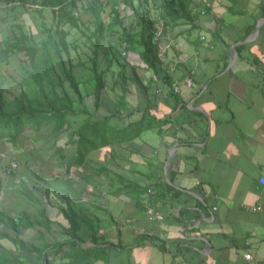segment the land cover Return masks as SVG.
Segmentation results:
<instances>
[{
    "label": "crops",
    "instance_id": "0c3cea01",
    "mask_svg": "<svg viewBox=\"0 0 264 264\" xmlns=\"http://www.w3.org/2000/svg\"><path fill=\"white\" fill-rule=\"evenodd\" d=\"M194 8L164 29V72L142 68L115 103L103 87L97 109L83 94L88 112L112 117L82 163L67 132L0 131V264H46L49 250V264L70 261L46 245L68 238L66 212L80 247L102 255L92 264H264V0ZM144 106L163 124L123 139Z\"/></svg>",
    "mask_w": 264,
    "mask_h": 264
},
{
    "label": "trees",
    "instance_id": "16d2710c",
    "mask_svg": "<svg viewBox=\"0 0 264 264\" xmlns=\"http://www.w3.org/2000/svg\"><path fill=\"white\" fill-rule=\"evenodd\" d=\"M18 1V3H16ZM70 0H0V5L10 4L7 18H16L18 15L26 12L28 6L26 3L39 4L42 7H50L52 9L53 23L49 27L44 26L46 32L45 38L41 39L39 44L32 42L30 33L21 31L13 40H0V62L5 61L7 57L16 52H22L28 60L27 76L36 85V92L32 95L28 94L24 89H20L16 94L7 97L3 86V77L0 76V131H14L13 136L20 133L26 125L34 130L44 129L45 134L58 136L63 132H67V143L75 142L76 150L73 154V162L80 164L83 162L85 155L92 149L101 145L100 140L105 138L109 131L104 130L100 133V124L106 122L112 117L111 115L95 116L88 112L85 105V95L79 88V82L75 78L73 69L78 65L71 60L69 55L68 42L65 38V30L62 28L64 23L77 26V17L73 16L71 10L75 5L71 0L70 7L66 2ZM167 6V14L169 20L174 19L178 15V9L174 6V0H165ZM56 7V8H53ZM143 15V13H142ZM141 15V16H142ZM6 18V19H7ZM4 19V18H3ZM150 19V18H149ZM164 26L169 23L168 20L163 22L161 17L157 18ZM147 25V33L142 36L139 43L142 46L140 58L144 67L151 69L156 75L163 68V62L160 59L159 42L155 36L153 24L155 19L145 22ZM43 26V25H42ZM97 33L94 43L97 44L102 35V23L98 24ZM137 41V40H136ZM94 73V92L93 105L94 109L99 106L100 90L104 87V80L101 73L97 72L96 65L92 67ZM121 87H126L124 83ZM71 91H69V90ZM74 103L80 105L79 108L74 107ZM148 113L149 116H146ZM84 114L85 120L80 123L77 128H71L70 116ZM153 119L154 123H149V119ZM164 120L157 119L148 112V108L144 106L141 111V117L136 123H130L135 127V131L123 137L129 139L137 135L141 130L156 125H162ZM103 143H109L106 140ZM65 213V212H64ZM69 222L68 238L64 241H56L52 244H46L54 250L68 248L70 261L65 264H77L85 261L84 264H92V260L102 255L93 247L81 248L79 241L81 238L77 234L79 227L78 222L70 213H65ZM13 241L28 251L36 250L37 247L27 244L19 238ZM52 250L45 251L43 258L46 264L50 263L49 255Z\"/></svg>",
    "mask_w": 264,
    "mask_h": 264
},
{
    "label": "rangeland",
    "instance_id": "374dc122",
    "mask_svg": "<svg viewBox=\"0 0 264 264\" xmlns=\"http://www.w3.org/2000/svg\"><path fill=\"white\" fill-rule=\"evenodd\" d=\"M174 1V6L178 9L177 16L196 9L194 8L196 0ZM70 2L71 0L66 2L68 7ZM74 2L71 12L77 17V26L69 23L62 25L66 32L70 58L78 63L73 69L74 76L79 81L81 92L86 95L87 100L88 93L94 90L95 79L91 67L95 64L106 89L102 101L107 100L108 103V99H112L115 103L118 98L117 90H120L121 84L124 83L127 88L137 85L135 80L137 73L145 68L140 58L142 46L138 40H141L148 31L145 23L147 20L155 19L153 24L155 32L159 28L162 29V34L154 38L158 39L159 52L161 51L160 38L165 28L163 29L164 26L157 18L161 17L163 22L170 21L166 1L74 0ZM8 13L9 10H0V40H13L23 30L30 33L33 43L39 44L46 36L44 26L49 27L53 23L52 9L46 7L37 9L35 6H28L26 12L13 19L7 18ZM99 23H102L103 35L95 44ZM28 68V60L22 52L11 54L5 61L0 62V76L3 77L7 97L13 96L20 89H24L30 95L36 92V85L27 76ZM73 105L75 108L80 107L78 103ZM81 118L82 115L70 117L71 125H75L72 123L73 119Z\"/></svg>",
    "mask_w": 264,
    "mask_h": 264
},
{
    "label": "built area",
    "instance_id": "2783aa9c",
    "mask_svg": "<svg viewBox=\"0 0 264 264\" xmlns=\"http://www.w3.org/2000/svg\"><path fill=\"white\" fill-rule=\"evenodd\" d=\"M161 22V21H160ZM162 23V22H161ZM162 34V29L161 28H159L158 29V31L157 32H155V37H157V36H159V35H161ZM158 55H159V57H160V59L162 58V51L161 52H159L158 53ZM162 60V59H161ZM190 82V80H187V83H189ZM258 183L261 185V186H263L264 187V174H261L259 177H258ZM147 191H152V189H147ZM148 212L154 217V218H156V219H162V215L160 214V213H158V212H155V211H153V209H150V210H148ZM244 258L245 259H251L252 258V256H251V254L250 253H245L244 254Z\"/></svg>",
    "mask_w": 264,
    "mask_h": 264
}]
</instances>
